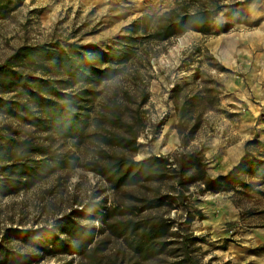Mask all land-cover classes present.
I'll list each match as a JSON object with an SVG mask.
<instances>
[{"label":"trees","instance_id":"16d2710c","mask_svg":"<svg viewBox=\"0 0 264 264\" xmlns=\"http://www.w3.org/2000/svg\"><path fill=\"white\" fill-rule=\"evenodd\" d=\"M23 2L0 0V22L9 18ZM230 2L176 0L172 9L133 20L125 33L106 49L77 43L65 49L58 43H42L22 45L5 58L0 64V116L34 129L44 135L42 138L46 141H30L21 138L20 132L0 128V196L31 188L44 180L53 168L66 169L74 165L70 158L55 156L49 150L48 139L71 140L77 147L89 141L92 135H99L92 171L101 176L114 193L147 184L154 186L151 197L142 199L129 195V201L116 202L100 210L101 202H87L84 208L57 217L54 226L9 229L10 238L29 245L37 253L75 255L80 257L75 264L86 259L88 264H97L95 230L75 220L82 215L87 220L101 221L105 231L121 239L143 262L162 256L172 245H179L180 253L166 264H199L193 255L194 245L203 240L189 234L188 227L196 219L203 220L204 214L189 203L190 187L198 184L202 186V193L217 194L240 183L252 190V186L240 178L245 174L264 184V141L256 136L247 140L239 162L226 174L215 177L208 174V161L202 150H185L196 135L206 129L207 115L223 112L218 95L219 87L223 86L211 80L206 82V88L186 84L172 90L177 119L175 130L182 151L173 156L151 155L136 161L133 156L144 123L136 112L126 115L122 104L126 100L137 103V99L139 106L146 104L148 81L141 74L142 66L150 69L151 59L186 33L211 36L214 18L232 5ZM141 47L144 49L140 53ZM200 51L199 48L197 52ZM203 53L208 54V51L203 49ZM208 59L214 62L211 66L214 70L227 72L212 56ZM121 76H124L123 82L112 85L97 109L96 101L102 88L107 83L119 82L117 78ZM200 76L197 71L194 81ZM260 117L264 122V112ZM252 147L256 155L250 153ZM163 206L178 209L179 220L148 214L138 220L109 221L116 215L139 214ZM87 209L96 216L84 214ZM38 256L0 246V264H32Z\"/></svg>","mask_w":264,"mask_h":264},{"label":"rangeland","instance_id":"374dc122","mask_svg":"<svg viewBox=\"0 0 264 264\" xmlns=\"http://www.w3.org/2000/svg\"><path fill=\"white\" fill-rule=\"evenodd\" d=\"M175 2L176 0H24L18 10L0 22V64L22 45L58 43L68 49L69 45L77 43L106 49L125 33L133 20L145 14H161L172 9ZM230 4L232 5L222 9L214 18L211 36L186 33L171 41L163 52L152 58L150 69L142 66L141 74L148 81V102L139 106L137 99V103L126 100L122 104L126 115L136 112L141 115L144 123L137 139L134 160L151 155L173 156L182 151L175 130L177 119L172 90L186 84L206 88V82L214 81L223 86L218 90L223 112L216 115L209 113L206 129L199 132L185 149L202 150L208 161L207 171L211 177L226 171L228 164L224 163L225 152L239 141L244 144L255 136L264 140V122L260 117L264 101L247 84L250 77L264 76V0H231ZM157 48L162 50L164 46ZM199 48L200 53L197 52ZM143 49L141 47L139 52ZM203 49L208 54L203 53ZM208 56H212L227 72L214 70L211 67L214 62ZM197 71L201 76L194 81ZM123 77L117 78L119 82L107 83L102 88V94L96 101L97 109L112 85L121 84ZM4 127L20 132L21 138L30 141H46L42 138L44 135L37 134L34 129L0 116V128ZM98 138L99 135H92L89 141L77 147L71 140L48 139L49 150L55 156L70 158L74 165L66 169L53 168L44 180L31 188L6 197L0 196L1 247L30 253L35 257L39 255L32 264H63L69 261L72 264L78 263L80 257L75 255L64 257L37 253L29 245L10 238L8 230L54 226L57 217L68 214L71 210L84 208L87 202H101L98 207L100 210L103 207L109 208L116 202L129 201V195L142 199L152 196L153 184L126 189L116 194L101 176L92 171V157L97 155ZM249 151L253 155L257 154L253 147ZM240 178L244 182L254 180L246 174L240 175ZM201 188L198 184L190 187L189 203L203 210L204 219H196L188 227L189 234L203 240L194 245L196 252L193 255L199 264H264V250H256L255 243H251V228L257 224L250 219L251 212L258 205L254 196L245 192L240 183L232 184L222 194L202 193ZM227 200L244 210L240 226L230 227L232 214L223 208ZM171 208L173 207L163 206L139 214L116 215L109 221L138 220L148 214L177 219L178 209ZM83 212L88 216H96L89 209ZM80 216L75 220L95 230L97 264H114L115 261L116 264H166L175 258L173 255L180 253L179 245H172L162 256L143 262L135 257L121 239H116L105 231L101 221L87 220ZM93 246L94 244L91 245ZM88 263L87 259L81 262Z\"/></svg>","mask_w":264,"mask_h":264},{"label":"crops","instance_id":"0c3cea01","mask_svg":"<svg viewBox=\"0 0 264 264\" xmlns=\"http://www.w3.org/2000/svg\"><path fill=\"white\" fill-rule=\"evenodd\" d=\"M247 84L251 88L252 92L257 94L258 97H260V99L264 101V76L250 77L249 82L247 80ZM263 112H264V105H263ZM262 125L264 127V123ZM259 139L261 140L263 138L260 137ZM244 153H245L244 144H241V141H239L238 144H235L234 147L228 149L225 152V158H224V163L228 164L227 169L224 173H220L219 175H224L230 169H232L239 162L240 158L244 155ZM252 179L254 180L245 182L246 184H250L252 186V190L245 189V192L251 193V195L254 196V198L258 201L256 210H253L250 215V219L257 222L255 227L251 228V230H253V232H251V243L252 244L253 242L255 243L254 246L256 250H264V184H259L258 182H252V181H257L253 177ZM235 190H238V188H235ZM219 193L222 194L223 191ZM223 208L224 210H228V212L232 214V219H231L232 221L230 220L231 221L230 227L238 226L240 219L242 220L241 215L244 210L241 207L236 206L234 203H232L229 200L226 201ZM199 210H201V208ZM201 212L204 213L203 210H201Z\"/></svg>","mask_w":264,"mask_h":264},{"label":"bare ground","instance_id":"6f19581e","mask_svg":"<svg viewBox=\"0 0 264 264\" xmlns=\"http://www.w3.org/2000/svg\"><path fill=\"white\" fill-rule=\"evenodd\" d=\"M86 1H88V0H86Z\"/></svg>","mask_w":264,"mask_h":264}]
</instances>
